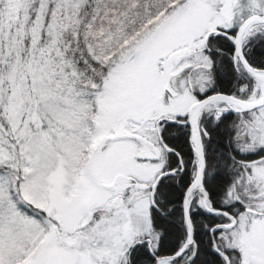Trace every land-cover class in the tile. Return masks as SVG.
<instances>
[{
  "label": "snow or ice",
  "instance_id": "obj_1",
  "mask_svg": "<svg viewBox=\"0 0 264 264\" xmlns=\"http://www.w3.org/2000/svg\"><path fill=\"white\" fill-rule=\"evenodd\" d=\"M0 264H264V0H0Z\"/></svg>",
  "mask_w": 264,
  "mask_h": 264
}]
</instances>
